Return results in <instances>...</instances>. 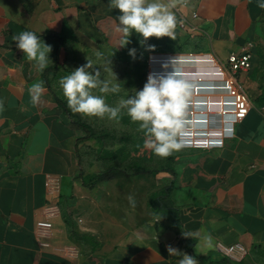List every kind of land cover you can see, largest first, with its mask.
I'll list each match as a JSON object with an SVG mask.
<instances>
[{"label": "crops", "instance_id": "1", "mask_svg": "<svg viewBox=\"0 0 264 264\" xmlns=\"http://www.w3.org/2000/svg\"><path fill=\"white\" fill-rule=\"evenodd\" d=\"M262 2L186 0L173 9L176 38H166L175 43L161 45L165 52L155 49L157 62L175 57L173 52L211 54L225 61L251 41L252 68L237 75L251 108L222 147L180 150L174 174L158 173L168 182L164 194L155 196L147 222H138L137 216L127 223L110 222L99 243L84 246L69 208L84 186L78 152L88 146V140L82 141L86 134L58 104L56 98L61 97L51 84L53 72L39 105L30 102L28 89L34 82H44L43 71L27 61L12 36L33 31L52 45L53 63L48 67L55 64V44L61 38V66L68 48L110 53L121 47L125 37L117 30L119 12L109 6L110 0H0V264H178L181 257L169 256L168 245L195 256L199 264H264V117L259 109L264 105V9L258 7ZM182 17L192 32L179 28ZM45 36H55L53 43ZM225 93L190 89L189 109L207 110L205 116H192L203 118L198 126L210 127L209 118L218 114V108L208 103L219 98L209 94ZM197 101L204 105H193ZM46 174L61 179L60 213L52 220L50 238L58 250L41 248L34 233L44 206L54 199L45 188ZM158 218L162 219L157 222ZM70 226L78 236L71 234ZM182 232L191 237L184 238ZM205 235L212 237L211 248ZM219 244H241L247 253L239 260L228 259Z\"/></svg>", "mask_w": 264, "mask_h": 264}, {"label": "rangeland", "instance_id": "2", "mask_svg": "<svg viewBox=\"0 0 264 264\" xmlns=\"http://www.w3.org/2000/svg\"><path fill=\"white\" fill-rule=\"evenodd\" d=\"M129 39L130 42L127 45L119 47L116 51L110 53H101L97 51L77 53L68 48L63 58V64L51 75V84L55 92L61 98L65 99L62 88L58 83L59 80L69 75L75 68L85 64L86 58L93 62L94 68L100 69L102 79H108L111 80L113 84L120 85V91L118 93L103 94L105 95L106 103L111 106H115L121 98H128L134 95L136 90L142 89L149 74L155 75L156 72L161 73L162 70L168 71V69L170 74L176 73L174 71H179L181 73L184 71L187 73V68L194 70L196 72L194 73L195 75L183 76V74H185L183 73L182 76L180 75V78L190 79L192 80L191 83L194 84L196 83L195 81L201 77V71L198 69L202 68L203 65H201V62H196L194 59L195 57L189 58L192 59V61L183 60L184 55L188 54L173 52L172 54L175 57H171L174 59L171 63H155V50L150 51L149 46L154 45L155 49L158 48V50L164 51L160 46L163 44H174L175 42L173 40L166 37L159 39L152 37L149 38L144 45H141L140 41L142 37L135 32H133ZM132 49H135V58L129 55V51ZM97 53H100L99 57L96 55ZM110 60L118 81L113 79L110 72L104 71L106 65L111 67V65L108 64ZM158 76H162V74ZM202 77H204V79L202 78L204 81L202 83L214 84L209 76ZM192 87L200 88L196 85ZM210 91L212 90L202 89L197 92L209 93ZM95 92L96 94H101L98 90H95ZM192 92L195 91L192 90ZM209 96H211V98H221L227 95L225 93L219 95L220 97H214L211 94H209ZM189 107L190 106L187 107V114L185 117L186 119L189 118V121L193 119L191 112H194V116H205L204 113H207V110L199 108L189 109ZM74 115L78 119L88 123L95 134L107 129H111L113 132H130L132 137L135 138L133 143L136 144L137 147V149L133 150L130 143L115 144L113 141H109L108 145L103 146V144L96 139H89L87 141L88 147L86 151L82 152L80 157V177L84 180L85 186H82V191L76 197L75 204L70 206L69 211L71 212L75 227H77L81 232L80 234L83 235L84 243H82V245L91 246L94 242H100V235L106 232L105 226L106 224H110V222L127 223L135 220V216L138 217V222H147L152 215L151 206L155 202V196H162L164 194L162 189L168 181L162 178L163 174H158L157 176L139 175L131 178L117 176L111 181L94 185L93 181L95 176L111 165L124 172L133 170L135 168V162L140 163L144 169H152L159 167L158 160L161 157L155 155L152 149L147 147L146 141L148 137L143 131L138 130V124L132 122L126 112L122 113L119 120H109L107 117L103 119L98 117H87L76 113H74ZM197 118L198 117H195V124H199ZM186 128H191L199 132L207 129H217V126L212 124L210 127L206 125L196 127L193 126L191 122H187L185 123L184 129ZM188 149L189 148H182L180 150ZM180 150L174 151L172 156L176 157ZM170 165L172 166L173 164ZM92 186L94 187L92 188ZM129 196L134 197V204L129 201Z\"/></svg>", "mask_w": 264, "mask_h": 264}, {"label": "clouds", "instance_id": "3", "mask_svg": "<svg viewBox=\"0 0 264 264\" xmlns=\"http://www.w3.org/2000/svg\"><path fill=\"white\" fill-rule=\"evenodd\" d=\"M182 2L186 0H110L109 6L119 12L117 30L125 37L121 47L130 42L133 32L142 37L141 45L152 37H169L175 40L177 17L173 9ZM258 7L264 9V2L259 3ZM12 40L37 71L42 72L49 66L50 61L53 63L50 59L52 45L35 32L22 31L13 35ZM149 50L154 51L155 46L150 45ZM96 55L99 57L100 53ZM129 55L135 58V49L130 50ZM108 64L111 67L106 65L104 71L110 72L113 79L118 81L111 60ZM58 83L72 113L119 120L122 113L126 112L130 120L138 124V130L148 137L146 145L158 157L167 158L174 151L185 147L183 139L179 137L185 127L190 85L180 78V73L166 76L149 74L142 89L136 90L128 98H121L115 106L106 103L103 94L118 93L120 85L102 79L100 69L94 68L90 59L86 58L85 64L62 77ZM95 90L101 94H96ZM45 91L43 81L34 82L28 89L30 102L34 106L39 105ZM2 110L3 103L0 102V111ZM128 199L134 204V197L129 196ZM161 219L158 218L157 222ZM182 235L184 238L191 237L185 232ZM203 239L209 248L213 246L210 235H205ZM167 251L169 256L181 257L178 264H199L195 256L181 252L171 245L167 246Z\"/></svg>", "mask_w": 264, "mask_h": 264}, {"label": "built area", "instance_id": "4", "mask_svg": "<svg viewBox=\"0 0 264 264\" xmlns=\"http://www.w3.org/2000/svg\"><path fill=\"white\" fill-rule=\"evenodd\" d=\"M192 17L196 18L197 13H193ZM178 26L180 29L189 32L193 31V27L190 26L187 18H180ZM254 55L255 44L251 41L247 42L241 48L240 52L229 54L225 61H219L211 54L184 55L183 60L188 59L186 58L187 56H199L201 65L212 68L214 70L212 78L223 82L222 89L226 91L227 96L219 98V101L210 102V105L216 103L213 105L218 108V114H216L215 118H209L212 119L209 120V123L216 125L217 129H207L199 132L191 128L184 129L179 137L183 139L185 143V147L183 148L213 149L222 147L225 140L233 136L235 125L246 118L251 108L249 97L240 87L237 75L240 72L249 71L252 68V59ZM155 62H157L156 59ZM199 78V81H201L202 78L204 79V77ZM189 105H192L191 102H189L188 106ZM259 109L264 117V105ZM191 115L194 116V112H191ZM187 121L189 120L185 119V123H187ZM45 188L48 194L54 199L44 206V217L36 222L34 233L41 248L58 250L53 247L50 238L53 231L52 220L60 213L58 197L61 193V179L58 176L46 174ZM218 249L225 257L233 260H239L247 253L246 249L241 244L231 246L219 244ZM237 254H239L240 257H238Z\"/></svg>", "mask_w": 264, "mask_h": 264}, {"label": "trees", "instance_id": "5", "mask_svg": "<svg viewBox=\"0 0 264 264\" xmlns=\"http://www.w3.org/2000/svg\"><path fill=\"white\" fill-rule=\"evenodd\" d=\"M54 37L55 36H45L43 38L46 41L53 43ZM62 46H63V41L61 38H58L57 42L55 44V57H56L55 64H54V66L48 67L43 71L44 83L48 87H50V82L48 79L49 74L51 72H56V70L60 67V63L58 62V53H59V50L61 49ZM56 99H57L58 104L62 108V110L71 118V120L77 126H79L85 132L86 135L82 139V141H87L89 139H96L100 143H102L103 146L108 145L109 141H113L115 144L130 143V145H132V147H133V150L137 149L136 144L133 143L135 141V138L132 137V134L130 132H113L111 129H107V130L101 131L98 134H95L93 129L91 128V126L88 123H86V122L78 119L77 117H75L74 113H72L71 110L68 108L67 102L65 101V99L59 98V97H57ZM87 147L79 150V152H78L79 159L81 157L82 152L86 151ZM174 159H175V157L172 155L167 157V158H160L158 160L159 167L152 168V169H144V167H142V165L140 163L135 162L134 163L135 168L133 170L128 171V172L127 171L126 172L121 171V169L115 168V166L111 165L108 168L104 169L101 173H99L98 175L95 176L93 184L97 185L100 183H105V182L113 180L117 176H124L127 178H131V177H135V176H139V175H142V176H144V175H156V174L161 173V172H167V173H170L173 175L174 174L173 168H172L173 165L171 166L170 164H174ZM83 184L85 186V182ZM93 187L94 186H92V188ZM70 232L74 236H78V233H76L74 231L72 226H70ZM80 237H83V235H80Z\"/></svg>", "mask_w": 264, "mask_h": 264}, {"label": "bare ground", "instance_id": "6", "mask_svg": "<svg viewBox=\"0 0 264 264\" xmlns=\"http://www.w3.org/2000/svg\"><path fill=\"white\" fill-rule=\"evenodd\" d=\"M200 57L199 56H197L196 58H194L195 59V61L196 62H200V59H199ZM174 59L173 58H171V57H169V58H166L165 60H163V62L164 63H171L172 61H173ZM185 60H188V61H192V59H185ZM162 63V62H161ZM199 71H201V77L202 76H209L210 78H211V81L212 82H214V84H209V85H206V84H204V83H202V82H204L203 81V79L201 80V81H199V79L200 78H198L197 79V81H195L196 82V84H192L191 86H190V89H192V90H195L196 92L198 91V90H206V89H208V90H223L222 89V86H223V82H221V81H218V80H215L214 78H212V75H213V72H214V70L212 69V68H210L209 66H203L202 68H200V69H198ZM186 71H188L187 73L186 72H179V71H174V72H178V73H180V75L182 76V74L183 73H185V74H183V76H193V75H195L194 73H196L194 70H192V69H187L186 68ZM156 75H161L162 74V76H166V75H168V74H170V71H169V69H168V71H165V70H162V72L161 73H159V72H156L155 73ZM198 76V75H197ZM192 80H190V82H191ZM220 83V84H219ZM189 85V84H188ZM198 86V87H200V88H193L192 86ZM205 87H208V88H205ZM195 93V92H194ZM198 94V93H197ZM199 96V95H198ZM212 102H214V101H218V100H211ZM197 102H199V103H193V105H199V106H203L204 105V103H203V101H197ZM207 104V103H206ZM205 104V105H206ZM208 104H210V102L208 103ZM207 104V105H208ZM213 104H216V103H213ZM212 104V105H213ZM215 106V105H214ZM216 107V106H215ZM207 116V115H206ZM198 119V123H203L202 121H200V120H203V119H199V117L197 118ZM194 125H195V118H193L192 119V121H191ZM210 122V121H209ZM214 122H216V121H214ZM198 125V124H197Z\"/></svg>", "mask_w": 264, "mask_h": 264}]
</instances>
